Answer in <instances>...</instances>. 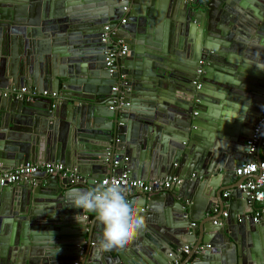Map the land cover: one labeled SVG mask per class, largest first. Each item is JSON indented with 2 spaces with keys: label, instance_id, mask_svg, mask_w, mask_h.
Masks as SVG:
<instances>
[{
  "label": "water",
  "instance_id": "obj_1",
  "mask_svg": "<svg viewBox=\"0 0 264 264\" xmlns=\"http://www.w3.org/2000/svg\"><path fill=\"white\" fill-rule=\"evenodd\" d=\"M120 41L128 52L111 71L106 52ZM256 64L264 0H0V89H27L0 94L2 169L62 163L87 179L82 188L40 169L0 185V264H169L191 243L193 264H264V214L253 217L264 201L247 213L245 191L223 196L234 169L264 156V126L249 151L264 111ZM110 171L184 181L155 196L126 187L145 226L102 252L103 226L71 202ZM228 201L243 207L234 225L222 221Z\"/></svg>",
  "mask_w": 264,
  "mask_h": 264
},
{
  "label": "built area",
  "instance_id": "obj_2",
  "mask_svg": "<svg viewBox=\"0 0 264 264\" xmlns=\"http://www.w3.org/2000/svg\"><path fill=\"white\" fill-rule=\"evenodd\" d=\"M189 2H194L195 0H188ZM125 11L128 12L129 8L125 7ZM126 20L123 18L120 23H125ZM104 32L102 33V40L107 43L111 41L112 35L114 31L111 29L110 25L107 24L104 26ZM113 47L107 50L106 52V67L113 71V67L116 64V59L120 56H124L128 52V47L124 45L121 41L117 43H112ZM204 73L203 67L198 70V77L196 79L197 87L200 88V77ZM31 93V94H30ZM29 93V96H36L38 92L33 90ZM0 94L3 96H16V97H24L27 94V89L25 87H8L6 89H0ZM43 94L45 96L49 95L48 91H44ZM55 96V93L52 94ZM264 126V112L262 116L259 118L256 126L254 127V131L250 138V153L254 154L258 149V144L260 141V133ZM40 169L44 170L46 173L60 176L62 178L69 177L71 183L73 185L84 184L87 179L77 171H70L66 168V166L62 163H45L41 166L27 163L19 166L18 168H13L10 170H4L0 166V185H9L16 184L23 180H27L34 173H37ZM235 174L238 177L243 178V181L239 183V188L245 191L250 197L251 202H262L264 201V160L262 161H251L249 163H245L241 165L239 168L235 170ZM115 180L117 183L124 185L125 187H130L132 189H139L146 193H152L154 187L163 191L169 190L174 185H181L183 182V178L173 177L169 178H160L156 179L152 182L141 180V179H131L127 176L126 173L123 175H109L104 179L100 180V183L103 184L105 182H111ZM264 214V207H261L259 211H257L254 215L255 221H258L259 217ZM195 225V223H192ZM191 251L190 246H185L181 249L182 254H189ZM169 264H181V258H175Z\"/></svg>",
  "mask_w": 264,
  "mask_h": 264
},
{
  "label": "clouds",
  "instance_id": "obj_3",
  "mask_svg": "<svg viewBox=\"0 0 264 264\" xmlns=\"http://www.w3.org/2000/svg\"><path fill=\"white\" fill-rule=\"evenodd\" d=\"M256 66L264 70V64ZM126 192L124 185L113 180L80 192L71 202L77 209L94 213L103 226L98 240L102 252L127 246L145 226L143 217L133 211L134 202L129 200Z\"/></svg>",
  "mask_w": 264,
  "mask_h": 264
},
{
  "label": "crops",
  "instance_id": "obj_4",
  "mask_svg": "<svg viewBox=\"0 0 264 264\" xmlns=\"http://www.w3.org/2000/svg\"><path fill=\"white\" fill-rule=\"evenodd\" d=\"M198 1H200V0H198ZM237 55V54H236ZM237 57H239V55L237 56ZM240 58V57H239ZM252 69H248L253 75H255L256 74V68L255 67H251ZM218 72H220L219 70H218ZM215 73H217V71H215ZM249 76H250V73L248 74ZM235 77H236V75H234ZM247 76L249 79V81L250 80H254V78L252 77V76ZM236 105V104H235ZM252 106V105H251ZM250 106V111H253L254 109V106H252L251 107ZM247 112H249V111H247ZM264 111H262V113H263ZM262 115V114H261ZM261 117V116H260ZM259 117V118H260ZM256 126V125H255ZM254 126V127H255ZM254 127H252V133H253V131H254ZM252 133H251V135H252ZM248 136V135H247ZM201 147V146H200ZM206 148H204V150H205ZM208 150V149H207ZM260 150H263V147L260 149ZM259 151H258V149H257V153H258ZM257 157H258V155L257 156H255L254 158H253V160H255V161H258V159H257ZM263 158H262V160H264V156H262ZM0 166H1V164H0ZM2 167V166H1ZM68 169V168H67ZM70 171H77V170H73L72 168L71 169H69ZM78 172V171H77ZM112 173H114V172H112V171H110V172H107V174H106V176H109V175H111ZM179 176H181V174L179 175ZM178 176V177H179ZM177 177V176H176ZM181 178V177H180ZM194 178H196V175L195 174H191L190 176H189V180L190 179H194ZM228 180H231V183L230 184H228L227 185V188H230L229 190H225V191H223V196H229L230 194H231V192H236V190H237V188H239V183L240 182H242L243 181V178H241V177H238L236 174H235V169L233 170V172H232V174H231V178H229ZM183 181H184V179H183ZM86 183H87V181L84 183V184H79V185H77V184H75L74 186H78V187H82V188H85V186H87L86 185ZM179 186V185H178ZM237 187V188H236ZM172 188V187H171ZM139 193H141L140 191H139ZM139 193H137V194H139ZM126 195H127V197H129V196H134V192H126ZM151 196H155V193H151ZM213 201L217 204V205H219L220 204V201H219V197H215V198H213ZM234 204H237V205H235L234 206V210H231V205H230V202L228 201V202H226V205H227V211H229V212H224V214H225V219L224 218H222V221L223 222H227V223H229V224H231V222H233L232 224L234 225V221H232V215L234 214V212H237V213H240L239 211V209H240V207H242V206H240L238 203H236V202H234ZM253 204L254 203H250L248 206L246 205V207H244V209L242 210V211H247V213L248 212H250V210H251V207L253 206ZM261 207H264V205H257V209L253 212V217H254V215H255V213L257 212V211H259L260 210V208ZM243 208V207H242ZM241 208V209H242ZM227 213H229V214H227ZM229 216V217H228ZM237 217L238 218H241L242 217V214H237ZM84 220L86 221V224H91V223H93L95 220H96V218H95V214L94 213H88L87 211H85V216H84ZM190 247H191V251H190V253L189 254H186V253H183V257L181 258V264H193V262L196 260V257H194L193 259H191V260H189L190 259V256H191V254H192V252H193V246H192V243H191V245H190ZM205 246L203 245V246H201V248H200V250L201 249H203ZM180 254H182V252H181V249L180 250H178V255H177V257L176 258H180L179 257V255ZM167 255V257H168V255L169 254H166ZM195 256V255H194Z\"/></svg>",
  "mask_w": 264,
  "mask_h": 264
},
{
  "label": "bare ground",
  "instance_id": "obj_5",
  "mask_svg": "<svg viewBox=\"0 0 264 264\" xmlns=\"http://www.w3.org/2000/svg\"><path fill=\"white\" fill-rule=\"evenodd\" d=\"M45 91H48V90H45ZM44 92V91H43ZM48 93H49V91H48ZM50 94V93H49Z\"/></svg>",
  "mask_w": 264,
  "mask_h": 264
},
{
  "label": "flooded vegetation",
  "instance_id": "obj_6",
  "mask_svg": "<svg viewBox=\"0 0 264 264\" xmlns=\"http://www.w3.org/2000/svg\"><path fill=\"white\" fill-rule=\"evenodd\" d=\"M201 85V84H200ZM198 88V87H197ZM201 88V87H200Z\"/></svg>",
  "mask_w": 264,
  "mask_h": 264
}]
</instances>
